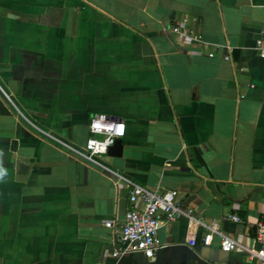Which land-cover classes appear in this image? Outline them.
Here are the masks:
<instances>
[{"label": "crops", "instance_id": "obj_1", "mask_svg": "<svg viewBox=\"0 0 264 264\" xmlns=\"http://www.w3.org/2000/svg\"><path fill=\"white\" fill-rule=\"evenodd\" d=\"M263 21L264 0H0V264H256L202 238L216 221L258 244ZM97 114L124 122L120 157L82 156ZM120 176L192 211L161 224L152 260L111 255L104 223L131 207Z\"/></svg>", "mask_w": 264, "mask_h": 264}, {"label": "built area", "instance_id": "obj_2", "mask_svg": "<svg viewBox=\"0 0 264 264\" xmlns=\"http://www.w3.org/2000/svg\"><path fill=\"white\" fill-rule=\"evenodd\" d=\"M189 21L188 18H185L182 22L187 25ZM171 32L175 35L185 36L191 41L201 42V37L191 30L182 31L179 26H174ZM259 36L256 49L259 52V57L264 59V21ZM212 56L209 54V57ZM225 59L228 60V57ZM121 125H123L122 133H118ZM88 132L89 137L82 156L90 162H96V158L107 155V149L115 139H121L124 136L125 124L120 119L110 118L105 114H97L89 120ZM120 179L129 185L128 199L131 207L125 213L121 224L115 221L104 223L106 228L117 232L122 245L111 255L118 257L124 254L138 253L145 259L152 260L158 250L163 247L158 237L161 224L174 222L182 215L190 217L192 211L188 210L185 213L179 208L180 196L176 190H166L159 193L150 192L145 187L122 176ZM224 220L233 223L241 222L239 216L235 214H228ZM207 230L208 232L202 238L204 246H209L213 235L217 234L220 237L219 247L222 252L243 250L247 252L250 260L256 264H264V221L258 222L255 228V241L260 246L258 250L242 248L230 236L221 234L218 231L216 221H213ZM190 245L194 246L195 241L192 240Z\"/></svg>", "mask_w": 264, "mask_h": 264}, {"label": "water", "instance_id": "obj_3", "mask_svg": "<svg viewBox=\"0 0 264 264\" xmlns=\"http://www.w3.org/2000/svg\"><path fill=\"white\" fill-rule=\"evenodd\" d=\"M12 150H15L16 143L15 141H12ZM122 142L121 139H115L113 144L107 149V155L111 157H120L122 155ZM27 171V167L23 164L19 165V173L25 174ZM260 248L259 244H257L256 250Z\"/></svg>", "mask_w": 264, "mask_h": 264}, {"label": "clouds", "instance_id": "obj_4", "mask_svg": "<svg viewBox=\"0 0 264 264\" xmlns=\"http://www.w3.org/2000/svg\"><path fill=\"white\" fill-rule=\"evenodd\" d=\"M123 125H121L118 129V133H122ZM6 170L3 167H0V180H3L6 176Z\"/></svg>", "mask_w": 264, "mask_h": 264}, {"label": "snow or ice", "instance_id": "obj_5", "mask_svg": "<svg viewBox=\"0 0 264 264\" xmlns=\"http://www.w3.org/2000/svg\"><path fill=\"white\" fill-rule=\"evenodd\" d=\"M123 130V129H122Z\"/></svg>", "mask_w": 264, "mask_h": 264}]
</instances>
